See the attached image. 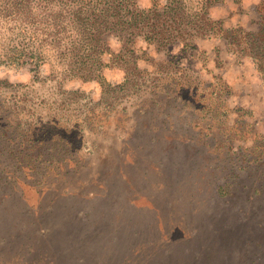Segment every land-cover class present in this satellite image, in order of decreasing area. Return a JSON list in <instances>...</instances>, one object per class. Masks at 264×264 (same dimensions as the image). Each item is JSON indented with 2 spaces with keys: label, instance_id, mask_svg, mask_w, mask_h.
<instances>
[{
  "label": "rangeland",
  "instance_id": "1",
  "mask_svg": "<svg viewBox=\"0 0 264 264\" xmlns=\"http://www.w3.org/2000/svg\"><path fill=\"white\" fill-rule=\"evenodd\" d=\"M259 2L209 14L257 31ZM16 26L0 23V264H264V74L251 55L196 37L172 63L139 52L131 80L102 92L56 50L34 58ZM107 45L116 84L119 42ZM36 130L70 147L44 149V175L18 163Z\"/></svg>",
  "mask_w": 264,
  "mask_h": 264
},
{
  "label": "trees",
  "instance_id": "2",
  "mask_svg": "<svg viewBox=\"0 0 264 264\" xmlns=\"http://www.w3.org/2000/svg\"><path fill=\"white\" fill-rule=\"evenodd\" d=\"M221 1L151 0L149 5L141 6L138 0H0V23L17 24L16 27L29 38V44L36 46L32 50L35 54H31L34 58H43L36 53L37 50L42 53L43 47L54 49L67 61L71 76L96 79L102 92L107 90V85L112 89L123 88L131 80L130 72L138 68L137 61L146 50L150 54L152 48L155 52L164 51L167 55L164 61L172 63L178 60L174 56L197 46L196 37H218L234 53L244 50L255 59L264 74V0L258 3L260 29L257 31H245L237 26L226 30L223 20L214 19L209 14V9ZM110 35L119 42L118 49L110 52L112 60L124 70V80L116 84L107 81L103 74V68L108 64L102 55L108 52L107 37ZM141 40L146 46L138 43ZM238 46L242 48L238 49ZM175 48L176 54H172ZM157 73L163 75L162 70ZM46 132L36 130L34 135H27L29 140L41 139L36 146L26 148L25 154L32 160L19 161L21 168L37 170L44 175L42 167H37L46 161L39 157L45 155L44 149L59 154L70 149L60 145L48 146L43 142ZM74 136L66 133L58 138Z\"/></svg>",
  "mask_w": 264,
  "mask_h": 264
}]
</instances>
